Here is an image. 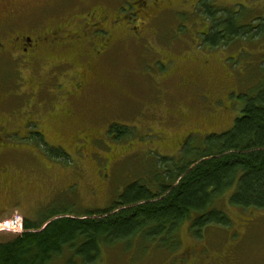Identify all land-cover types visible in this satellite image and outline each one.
Segmentation results:
<instances>
[{"label": "rangeland", "instance_id": "rangeland-1", "mask_svg": "<svg viewBox=\"0 0 264 264\" xmlns=\"http://www.w3.org/2000/svg\"><path fill=\"white\" fill-rule=\"evenodd\" d=\"M89 1L109 7L107 22L116 27L113 5L137 0ZM80 2L78 10H84ZM146 4L133 24L118 17L127 33L117 37L115 50L80 96L73 86L76 76L66 67L40 62L34 70L16 65L10 71L0 65V88L8 83L1 91L11 94L9 121L15 131L11 142L25 147L5 162L30 161L25 172L10 174L8 183L15 187L21 206L2 220L37 223L58 213L66 218L63 214L107 211L135 184L152 190L164 173L163 163L179 161L192 149L195 154L208 135L231 131L243 115L250 92L261 88L264 80L260 39L264 41V21H259L262 27L250 29L253 41L246 43L241 39L236 44L234 40L216 43L213 29L215 22L229 25L232 21L235 29L237 20L264 16V0H147ZM39 20L35 9L32 15L14 16L8 22L29 28ZM136 32L139 39L129 35ZM224 32L219 26L218 33ZM66 70L69 76L62 73ZM28 81L41 82L42 92L32 95ZM81 112L86 116L80 120ZM114 125L128 128L129 133H111ZM62 151L66 157L55 159ZM231 207V221L211 225L201 239L189 233V224L182 225L181 245L170 253L178 256L177 264L185 263L184 255L190 256L192 250L203 251L211 263L217 253L225 252L228 262L229 257L234 259L229 264L264 263V209L240 214V209ZM52 222L40 225L41 231ZM15 227L0 232V241L6 244L21 237L25 229ZM136 250L119 244L104 250L101 264H127L132 253L138 260L143 258L145 252ZM163 251L148 250L149 263H171L172 257Z\"/></svg>", "mask_w": 264, "mask_h": 264}, {"label": "trees", "instance_id": "trees-1", "mask_svg": "<svg viewBox=\"0 0 264 264\" xmlns=\"http://www.w3.org/2000/svg\"><path fill=\"white\" fill-rule=\"evenodd\" d=\"M253 19L237 20L239 28L235 29L232 21L229 25L215 22L214 40L250 42V29L262 27L259 21L264 16ZM219 26L223 34L218 33ZM250 93L232 130L212 133L195 154L192 149L179 161L163 163L164 173L151 186L153 191L135 184L107 211L63 214L66 218L58 213L37 223L25 220L23 238L0 244V264H101L104 250L119 244L136 247L137 252H145L143 256L148 250L171 253L181 245L178 231L184 224L190 225L191 235L201 239L211 225L231 221V206L240 209V214L264 209V80L261 88ZM83 116L86 114L80 113L78 118ZM119 130L129 133L126 127H110L111 133ZM62 153L55 159L65 158ZM190 154L194 155L191 161ZM50 220L53 222L41 231L40 225Z\"/></svg>", "mask_w": 264, "mask_h": 264}, {"label": "flooded vegetation", "instance_id": "flooded-vegetation-1", "mask_svg": "<svg viewBox=\"0 0 264 264\" xmlns=\"http://www.w3.org/2000/svg\"><path fill=\"white\" fill-rule=\"evenodd\" d=\"M72 1L0 0V65L5 64L6 69L10 71L16 65L34 70L40 62L45 66L48 62H52L56 67L63 66L70 69V75L76 76L73 86L78 92V96L86 92L88 86L95 80L96 72L103 69L102 62L106 57L109 58L115 50L114 44L117 37L123 35L124 32L127 33L125 24H119L118 17L122 16L123 19H127L126 24L132 23L135 18L140 16L139 9L148 4H146L147 0H137L128 4L113 5L116 14L114 23L117 24L114 27L107 22L106 14L109 7L92 4L89 0H77L75 4H72ZM139 1L141 2L138 3ZM79 2L80 6H85L84 10H78ZM35 9L39 11L40 20L30 24L29 28L16 23L13 26L8 22V19H12L14 16L32 15ZM82 10L84 16H81ZM48 13L54 15L49 16ZM50 18L52 24L48 25ZM133 29L136 30V28ZM129 35L137 39L140 38L137 32ZM6 69L3 68V71L7 73ZM66 71H62V73L69 76L68 70ZM11 77L7 75L8 80H11ZM7 84L4 82L0 88V220L8 217L9 213L14 211L13 208L17 210L21 206L17 201L19 199L16 197L15 187L8 183L11 182L10 174L23 173L30 167L29 159L5 162L8 155L25 149V147L11 142L15 133L9 121L12 116L9 112L11 94L10 90L8 92L1 91V89L7 88ZM27 86L29 90L31 89L32 95L42 92L41 82L36 85L32 84V81H28ZM19 238H23V236ZM0 244H4L3 241H0ZM176 250L178 251V249ZM202 252L199 250L190 251V256L184 255L186 262L183 264H206L204 263L206 260H208L207 264H229L234 261L232 257H229L228 262L226 259L228 254L225 252L217 253L215 263H211V260L205 257ZM147 256L146 254L138 260L137 255L132 253L126 263L148 264L150 260ZM168 256L172 257L170 258L172 262L167 264H177L175 259L178 256H172L170 252H168Z\"/></svg>", "mask_w": 264, "mask_h": 264}, {"label": "built area", "instance_id": "built-area-1", "mask_svg": "<svg viewBox=\"0 0 264 264\" xmlns=\"http://www.w3.org/2000/svg\"><path fill=\"white\" fill-rule=\"evenodd\" d=\"M1 227H0V231H7V232H11V230L15 229L16 225H21V228H23V221L18 220V219H14L13 221H4L3 223H0ZM23 231V229H22Z\"/></svg>", "mask_w": 264, "mask_h": 264}]
</instances>
